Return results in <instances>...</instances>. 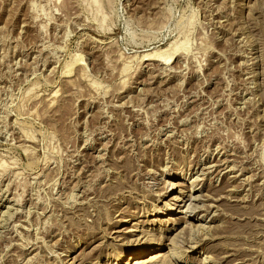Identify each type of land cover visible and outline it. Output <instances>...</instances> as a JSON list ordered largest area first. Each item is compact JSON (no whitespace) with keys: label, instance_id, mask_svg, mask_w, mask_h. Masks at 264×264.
Wrapping results in <instances>:
<instances>
[{"label":"rangeland","instance_id":"1","mask_svg":"<svg viewBox=\"0 0 264 264\" xmlns=\"http://www.w3.org/2000/svg\"><path fill=\"white\" fill-rule=\"evenodd\" d=\"M135 260L264 264V0H0V264Z\"/></svg>","mask_w":264,"mask_h":264},{"label":"bare ground","instance_id":"2","mask_svg":"<svg viewBox=\"0 0 264 264\" xmlns=\"http://www.w3.org/2000/svg\"><path fill=\"white\" fill-rule=\"evenodd\" d=\"M151 55H146V57H150ZM152 58H146L145 60L146 61H150ZM210 167V166H209ZM212 167V166H211ZM213 169V168H212ZM204 174V173H203ZM207 174V173H206ZM173 186V185H172ZM198 197V196H197ZM193 199V198H192ZM191 200V199H190ZM194 200H198V198H194ZM189 207H191L190 208V210H188L187 212H192L191 211V209H193L192 208V206H189ZM197 208H199V207H197ZM189 209V208H188ZM196 209V208H195ZM146 236V235H145ZM2 238V237H1ZM144 238H146V237H144ZM180 240V239H179ZM181 241V240H180ZM143 243H145V242H143ZM148 245L149 244H147V243H145V244H143L142 246H140L139 247V249H135L134 251H133V254L134 255H138V254H144L148 249H147V247H148ZM182 245V244H181ZM152 250V249H151ZM155 251H159L158 249H154V250H152L151 252H155ZM31 252V251H30ZM178 253V252H177ZM155 255V254H154ZM157 255V254H156ZM173 255V254H172ZM164 256V255H163ZM174 256V255H173ZM159 257H161V255H157V256H152L151 258H150V260L148 261L149 263H156V261L158 260V258ZM132 259H136V258H132ZM143 263V262H142ZM141 262H136V260H135V264H142Z\"/></svg>","mask_w":264,"mask_h":264}]
</instances>
